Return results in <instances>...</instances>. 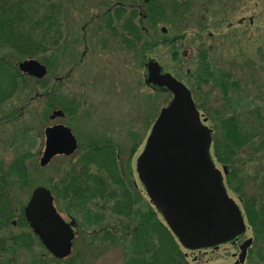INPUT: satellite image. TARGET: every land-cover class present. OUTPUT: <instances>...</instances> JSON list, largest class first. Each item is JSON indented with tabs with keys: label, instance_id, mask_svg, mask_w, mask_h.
<instances>
[{
	"label": "rangeland",
	"instance_id": "obj_1",
	"mask_svg": "<svg viewBox=\"0 0 264 264\" xmlns=\"http://www.w3.org/2000/svg\"><path fill=\"white\" fill-rule=\"evenodd\" d=\"M61 1L63 32L59 46L50 44L51 53L46 52L47 57L53 54L47 75L0 104V161L7 169L17 157L25 155L28 166L24 170L26 179H11V202L18 209L26 205L37 187L49 188L55 196L52 186L61 180L70 162H75L89 144L98 146L105 141L112 143L121 166L125 165L130 173V188L135 196L142 205L149 206L136 163L160 110L172 98L167 90L145 84L150 60L191 90L202 119L212 130V156L215 140H227L226 119L234 118L244 131L264 126V0H185L186 9H179L177 14L171 9L173 0ZM119 4L124 6V13L114 20L112 14ZM153 8L165 14L155 26L147 18ZM132 10L134 23L140 24L143 41L149 44L143 50L128 49L120 30L121 22L130 18ZM203 50L211 72L209 80L199 82L196 75L203 65L198 55ZM226 82L231 84L227 96L221 89ZM58 99L73 105L64 118L51 119L52 112L61 107L51 110L48 103ZM55 124L73 131L79 149L71 157H56L48 166L34 169L33 163L39 166L44 150V130ZM259 141L255 139L250 148L244 146L235 159L237 166L239 159L252 175L245 184L248 192L256 189L255 174L264 172V155H254V143ZM214 162L222 174L223 167L229 171ZM110 183L113 185L111 180ZM226 190L242 208L238 195L228 187ZM111 201L109 198L106 203ZM55 205L58 209V203ZM61 214L66 221L73 218L77 223L72 253L65 260L47 255V264H130L127 258L133 253L131 234L125 239L117 237L114 245H102L95 239L94 224L86 222L80 212L72 211L71 217ZM120 221L105 212L101 225L106 229L114 226L113 232L123 234ZM153 229L157 226L153 225ZM262 237L255 241L251 229L246 230L242 242L251 238L253 241L242 264H264ZM180 250L187 264H234L236 257L232 254L240 253L238 240L195 251L180 245ZM40 253L39 249H24L7 256L8 264H43L45 259Z\"/></svg>",
	"mask_w": 264,
	"mask_h": 264
},
{
	"label": "trees",
	"instance_id": "obj_2",
	"mask_svg": "<svg viewBox=\"0 0 264 264\" xmlns=\"http://www.w3.org/2000/svg\"><path fill=\"white\" fill-rule=\"evenodd\" d=\"M183 2L185 0H173L171 2L172 12L177 14L179 9H186V2L184 4ZM63 7L61 0L59 2L54 0H0V104L13 98L17 93L19 94L23 87L38 81L22 74L18 70V62L25 59H37L49 68L51 67V61L47 62L46 52L50 49V44L59 46L63 32ZM151 12L152 15H148L147 18L155 26L157 19L160 20L165 14L155 8L151 9ZM129 16L130 18L126 20L125 37H123L125 45L131 51L143 50L149 44L143 41L140 24L134 23L135 12L133 10ZM52 56L53 54L51 55L53 60ZM198 58L203 69L198 72L196 79L199 82L207 81L211 67L206 51H201ZM229 86L231 84L227 82L221 85L225 96L228 94ZM60 101V99L50 101L48 108L53 110L59 106L64 112L69 113V107L73 105V102L70 104ZM224 124L227 130V140L225 142L215 140L213 156L215 161L228 167L229 171L225 178L226 187L238 195L246 226L251 229L254 240L259 241L264 236V172L254 173L256 177L253 180L256 189L253 187V191L248 192L245 190V184L251 180L252 175L248 173V168L245 170L243 165H240L239 159L237 166L235 159L237 155L239 157L240 150L244 146L250 148L255 139L260 141L254 143V155L260 153L264 155V126L259 125L255 130L252 128L244 131L232 117L226 119ZM108 146L109 148L103 144L88 145L86 149L83 148L80 151L75 162H70L62 176L60 175L61 180L52 186L53 191L56 192L55 200L58 205L63 200L75 204L76 201L82 199L80 194L85 191L91 196L106 194L114 202V213L124 215L130 220L129 225L123 226L124 229L130 230L133 237L130 264H187L178 240L165 221L158 218V212L150 202L149 206L140 203L134 194L135 191H132V187L130 188L132 184L130 173H127L125 165L121 166L114 147ZM92 166L99 169L98 175L90 173ZM25 167H28L25 155L17 157L7 169L0 161V264H8L10 258L7 256H12L31 246L41 251L40 256L45 259V262L43 263V260L39 262L47 264L48 254L29 229L22 208L18 209L11 202V179L14 177L17 180L26 179ZM39 167L37 162L33 163L34 169H39ZM104 171L107 172L113 185H108L107 181L110 180H106L107 176L103 177ZM92 186L95 187L92 188ZM112 186L113 189L108 192V188ZM14 221L16 226L12 225ZM153 225L157 226L158 230L153 229ZM16 228L21 231L18 232ZM31 264H37V262L33 261Z\"/></svg>",
	"mask_w": 264,
	"mask_h": 264
},
{
	"label": "water",
	"instance_id": "obj_3",
	"mask_svg": "<svg viewBox=\"0 0 264 264\" xmlns=\"http://www.w3.org/2000/svg\"><path fill=\"white\" fill-rule=\"evenodd\" d=\"M18 69L38 80L47 74L46 66L36 59L19 62ZM145 83L173 95L161 109L137 159L136 171L151 203L186 249L215 246L244 233L240 208L229 197L223 175L210 154L211 130L201 120L191 92L170 73H161L153 60L147 63ZM63 115L55 110L50 118ZM44 135L40 167H46L57 155L68 156L77 149L75 136L64 125L47 127ZM223 172L227 173L225 167ZM24 215L34 235L55 258L70 255L73 221L67 224L57 212L50 190L35 188ZM251 241L242 244L238 264L244 262Z\"/></svg>",
	"mask_w": 264,
	"mask_h": 264
},
{
	"label": "flooded vegetation",
	"instance_id": "obj_4",
	"mask_svg": "<svg viewBox=\"0 0 264 264\" xmlns=\"http://www.w3.org/2000/svg\"><path fill=\"white\" fill-rule=\"evenodd\" d=\"M124 7V6H123ZM122 6H120V4L117 6V7H115V9H114V12H113V19L115 20H117V18H119V14H123L124 13V8H123ZM121 15H120V20H121ZM120 20H118V21H120ZM252 20H250V22H251ZM121 28H120V30L122 31V33L123 32H125V28H126V20L122 23L121 22ZM50 53H51V50L49 49L48 50ZM49 60L51 61V56L49 55L48 56V60H47V62H49ZM49 67V66H48ZM54 110V109H53ZM62 110V109H61ZM63 111V110H62ZM66 112H64L63 111V116L61 117V118H64L65 117V114ZM78 142V141H77ZM92 144V143H91ZM99 144H103L104 146H106L107 148H109V146L108 145H112V143L110 142V141H105V142H99ZM90 145V144H89ZM113 146V145H112ZM78 149H79V145H78ZM77 152V151H76ZM75 152V153H76ZM74 153V154H75ZM73 154V155H74ZM73 155H71V156H73ZM71 156H65V155H61V156H58V157H63V158H68V157H71ZM79 171V170H78ZM80 172V171H79ZM90 173L92 174V175H98V173H99V169H97V168H93V166L90 168ZM104 174H107V172L106 171H104L103 172ZM108 175V174H107ZM103 177H104V175H103ZM105 182V181H104ZM0 183H1V178H0ZM107 183H108V185H111V183H110V181H107ZM0 186H1V184H0ZM95 186H92V188H94ZM83 189V188H82ZM110 189V190H109ZM113 189V186L112 187H110V188H108V192L109 191H111ZM95 191V190H94ZM81 195V198L82 199H80L79 201H76L75 202V204H70L67 200H63V201H61V203L63 204L62 206H59L58 205V211H59V213L61 214V212L62 213H67L68 215H66V216H68V217H71L72 215L70 214L72 211H74L75 213H77V212H80L81 214H82V217L84 218V220L86 221V222H88V223H93L94 224V227L96 228V234H95V239H97L102 245H114V243H115V241H116V238L117 237H122L123 239H125L127 236H129L130 235V231L128 230V229H124L123 228V226H125V225H129L130 224V220H129V218H126L124 215H117V214H115L114 213V211H113V204H114V202L113 201H111V203H106V202H108V199L110 198V197H108L106 194H97V195H95V196H91L87 191H85L83 194L81 193L80 194ZM90 196H91V198H90ZM111 199V198H110ZM100 200H104V202L103 201H101L100 202ZM108 204V205H107ZM64 207H65V209H64ZM24 208V207H23ZM22 208V209H23ZM105 209H107V210H105ZM105 212H108V213H110L111 215H114L115 217H117V218H119V219H121V221L119 222V223H122L123 224V226H121V227H119V229L120 228H122L123 230H121V231H123L124 233L122 234V233H120V231L117 233V232H113L115 229V227L113 226H111V228H108V229H106V227L104 228V226H102L101 225V219L103 218V216H104V213ZM61 216H62V214H61ZM64 219V218H63ZM64 221L66 222V223H69V224H71L72 223V221H73V225H72V228H73V230H74V236L76 237V235H77V232L75 231V229H76V227H77V223H76V221H75V219H73V218H70V220L69 221H66L65 219H64ZM12 225L13 226H15L16 225V222L14 221L13 223H12ZM110 231V232H109ZM76 232V233H75ZM117 235H119V236H117ZM75 239V238H74ZM242 238H241V236L240 237H236L235 239H233L232 241H230V242H232V244H233V241H235V240H238V246H239V249H240V245L243 243L242 242V240H241ZM74 241V240H73ZM235 244V243H234ZM236 245V244H235ZM72 248H73V242H72ZM214 248H217V246L216 247H214ZM33 248H32V246L31 247H29V248H27L26 250L27 251H29V250H32ZM24 250V249H23ZM50 254V253H49ZM51 255V254H50ZM238 255L239 254H235V253H233L232 254V257L233 258H235L236 257V261H235V263L236 262H238ZM52 256V255H51ZM68 258V257H67ZM129 258H130V256H128V258H127V262H129ZM66 259V258H65ZM65 259H63V260H65Z\"/></svg>",
	"mask_w": 264,
	"mask_h": 264
}]
</instances>
